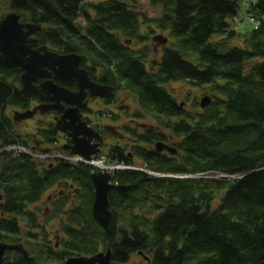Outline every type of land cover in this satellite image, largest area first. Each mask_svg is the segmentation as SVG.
I'll return each instance as SVG.
<instances>
[{
	"label": "trees",
	"instance_id": "trees-1",
	"mask_svg": "<svg viewBox=\"0 0 264 264\" xmlns=\"http://www.w3.org/2000/svg\"><path fill=\"white\" fill-rule=\"evenodd\" d=\"M149 3L160 12L153 20L118 0H9L8 10L40 25L39 45L80 55L91 79L131 93L155 122L138 136L146 147L132 153L158 176L113 172V182L130 190L110 193L109 228L132 234L130 241L124 232L116 251L144 248L151 264H264V0ZM244 4L245 16L255 21L247 31L237 29ZM155 30L167 38L158 54L149 43ZM20 76L0 55V242L13 243L10 235L19 228H44L54 219L60 228H76L74 238L84 244L75 251L89 249L92 240H113V229L101 232L91 214V166L6 150L63 151L47 118H37L33 132H17L8 109L32 105L21 93ZM173 83L201 89L210 102L201 108V99H193L187 110L180 107ZM158 142L177 153L158 152ZM104 155L130 165L118 149ZM59 184L74 186L73 204L64 194L48 213L37 208ZM2 264L44 262L7 253Z\"/></svg>",
	"mask_w": 264,
	"mask_h": 264
},
{
	"label": "flooded vegetation",
	"instance_id": "flooded-vegetation-1",
	"mask_svg": "<svg viewBox=\"0 0 264 264\" xmlns=\"http://www.w3.org/2000/svg\"><path fill=\"white\" fill-rule=\"evenodd\" d=\"M157 34H162L160 31H154L153 34L150 35V45L154 52V54H158L161 51V47L159 40H157ZM155 36V37H154ZM138 43V42H137ZM136 43V44H137ZM158 43L160 44L159 46ZM38 46H40L38 44ZM128 46L132 47L133 44L128 43ZM138 45H136L137 48ZM49 49V48H48ZM134 49H136L134 47ZM51 50V49H49ZM52 51V50H51ZM157 52V53H156ZM152 56V55H151ZM81 67V64H80ZM82 68V67H81ZM90 77V76H89ZM51 80L58 86L67 88L72 92H77L78 88L76 84L70 82L69 80L65 79L61 75L52 74ZM91 81L99 84L95 80L91 79ZM45 79H39L36 82V85H40L43 83ZM101 85V84H99ZM113 89V88H112ZM124 90H114L113 89V97H92L90 96L89 91H86L85 97L83 101L80 103L85 106L84 109H79L80 113L82 114V119L86 122L87 126L92 129V132H89L92 136L91 143L98 145V153L106 154L109 150L118 149L126 158L130 165L122 164H114L105 157V163L109 166L112 165L113 168L116 170H136L135 166L140 165V161L137 157H135L132 153L135 146H144L142 141L138 140V136L143 134L145 129L148 127L155 128L152 126L148 121L151 119L149 116L144 115L142 113L141 108L139 107L135 97V104L129 105L125 103L124 100L126 98L119 97L120 93H125ZM32 105L30 106L31 109L38 105H49V99L42 94L41 92H36L34 95L31 96ZM132 100V99H131ZM185 102V101H184ZM181 102L180 107H184L186 102ZM190 105V102L189 104ZM74 107V106H73ZM69 106L63 104L60 110L52 109L47 110L44 113H37L32 118L33 120L38 118H47L53 122L54 126L56 121L62 116L65 109H68ZM30 119V120H32ZM64 126V124H62ZM88 133V134H89ZM57 143L62 146H69L71 145V139L68 133H62L57 131ZM105 152V153H103ZM166 152V151H164ZM168 153V152H167ZM52 161V160H51ZM93 168V167H92ZM94 173H108L111 177V184L116 185L113 182V172L108 171L106 169L101 168H93ZM143 172V171H141ZM114 191V190H113ZM112 192V191H111ZM110 192V193H111ZM127 192V191H126ZM109 193V195H110ZM119 194H124L118 192ZM64 194L70 196V205L73 204L74 201V186L72 184L68 185V188L61 187L59 184L56 188H53L48 193H46L40 200L41 204H44L43 210L45 213H48L52 204L58 202L59 199L63 197ZM40 204V205H41ZM40 205H36L37 208H40ZM92 210V209H91ZM109 210L110 209V201H109ZM112 218H113V212ZM92 214V213H91ZM111 218V221H112ZM43 220V218H41ZM110 221V224H111ZM42 223V222H41ZM52 223H55V227L49 226L48 223L44 228H19L17 231V235L14 236L10 235L11 239L14 241L12 242H4L10 245H21L24 250H26L29 257L34 258H41L44 263H55V264H65L66 261L70 258H84V259H92L98 256L102 258L109 255L108 264H135L131 259L133 257L139 258L142 260L143 264H151V259L146 255V251L139 248H134L132 252H126L125 254L119 253L116 251V248L119 247L123 242L121 237L123 238L124 232H128L125 234L127 239L131 241L132 234L127 228H108L103 229L100 227L101 232L106 233L107 235H111V231L113 229V240H92L89 245V249L84 247V251H75L74 247L78 248V244H84L75 240L73 230L76 228H60L59 226V219H54ZM57 225V226H56ZM50 227V228H47ZM7 253H16V252H6ZM19 254V253H18ZM4 255V259H5ZM118 256V257H116ZM23 257V256H22ZM92 264H99L97 260L93 261Z\"/></svg>",
	"mask_w": 264,
	"mask_h": 264
},
{
	"label": "water",
	"instance_id": "water-1",
	"mask_svg": "<svg viewBox=\"0 0 264 264\" xmlns=\"http://www.w3.org/2000/svg\"><path fill=\"white\" fill-rule=\"evenodd\" d=\"M40 30V25L22 22L21 17L15 12L9 13L0 21V55L6 62L19 68L22 95L31 98L39 91L50 101L49 105H38L23 112L15 111L13 120L15 122L29 120L34 117L37 111L42 114L47 110H60L63 104L68 105L69 108L65 109L55 124L57 131L68 133L71 139V145L63 146V150L80 156L84 161L91 164L92 157L98 153L99 149L97 144L91 143L92 136L89 132L93 130L82 119L79 109H84L85 106L80 103L83 101L86 91H89L92 97L104 98L113 97V89L110 86L99 85L90 80L88 71L80 67L82 62L80 55L74 53L58 54L49 50L46 45L38 46L35 35ZM156 38L162 45L167 42V38L163 36L159 35ZM52 74L61 75L76 84L78 91L72 92L56 85L51 80ZM39 79H45V81L37 86L36 82ZM209 102L208 96L202 97L200 100L201 108H204ZM155 149L158 152L177 153L176 149L162 142L156 143ZM144 173L149 176H158L147 171ZM251 173L248 172L239 177L242 178ZM221 178L233 179L230 176H221ZM91 181L94 187L92 217L101 228L107 229L112 218V213L109 210V193L113 190L123 193L129 191L130 187L111 184V177L108 173H94L91 176ZM8 251L19 253L24 258H28L26 250L21 245L0 242V264L3 263L4 255ZM95 260L99 264H108L109 255L104 258L98 256L92 259L70 258L65 264H92Z\"/></svg>",
	"mask_w": 264,
	"mask_h": 264
},
{
	"label": "rangeland",
	"instance_id": "rangeland-1",
	"mask_svg": "<svg viewBox=\"0 0 264 264\" xmlns=\"http://www.w3.org/2000/svg\"><path fill=\"white\" fill-rule=\"evenodd\" d=\"M88 1L92 2V1H96V0H88ZM98 1H104V0H98ZM118 1L126 3L130 8L134 9V11H136L140 15V18H142L143 20L144 19L145 20H147V19L148 20H153V19L157 18L159 16V14H160L158 8H153L152 6H150V3H149L150 0H118ZM8 2H9V0H0V19L1 20H2L3 17H5L6 15H8L10 13L9 10H8ZM245 8H246V6L244 4V6L241 7L240 12L238 13V16H237V18H238L237 20L238 21L236 20L238 23L240 22L239 23L240 27H237V29L242 30V31H247L248 27H251V25L249 24L250 23V18L245 16ZM141 29L143 30V29H145V27L143 26ZM156 31L158 32V30H156ZM159 35L162 36V34H157V33H156L155 36H159ZM159 45L160 44L158 43L157 46H159ZM135 48H137V47H135ZM153 56L158 57V55H153ZM170 88H171L172 92L174 93L175 97L177 98L178 103H181V102H184V101L186 102V105H184L185 108L186 107L187 108L191 107V103H190V105H188L191 100L193 101V99H195V100H197L199 102L201 97L204 96V91H202L201 89L192 88V87H190V86H188L186 84H182V83H173V84H171ZM119 97H121V98L125 97L126 100H124V101H125V103H127L129 105L135 104L134 96L131 93H129V92L120 93ZM187 108H186V110H187ZM27 110H31V108H29ZM15 111H16V109H13V108L12 109H8V113L11 116H13ZM24 111H26V110H24ZM36 120L35 119L34 120L33 119L30 120L29 119V120H26V121H18V122H16V130H17V132L21 133V134H26V133L28 134L30 132H33ZM146 122H149L150 124H154L155 123L152 119H149ZM16 147H18V146H16ZM18 148H23V147L20 146ZM16 151L19 152L20 150H16ZM23 152L27 153V149H25ZM103 153H105V152H103ZM62 155L66 156V157H73V156H71V154H68V153H65V154H62ZM97 160H101V159L98 158V159L92 160L91 165H93V166H95L97 168L107 169L108 171H115V168H113L112 165L108 166L105 163V161H103V166H97L96 165V161ZM108 167H109V169H108ZM135 167H136L135 168L136 170L145 171L144 168L140 167V165H137ZM218 177H221V176H217V178ZM201 178H205V177H201ZM40 204L41 203L39 202L38 205H40ZM29 207L33 208L34 206L31 205ZM44 207H45L44 204L40 205L41 210H43ZM49 224H50L49 226H51L53 228L55 227L54 226L55 223H52V221ZM47 228H50V227H47ZM131 260L133 262H135V264H143L142 260L139 259V258L133 257ZM44 264H55V263H44Z\"/></svg>",
	"mask_w": 264,
	"mask_h": 264
},
{
	"label": "built area",
	"instance_id": "built-area-1",
	"mask_svg": "<svg viewBox=\"0 0 264 264\" xmlns=\"http://www.w3.org/2000/svg\"><path fill=\"white\" fill-rule=\"evenodd\" d=\"M250 22L253 24L254 23V20L253 19H250ZM6 150H20V151H24L25 149L23 148H18V147H9V148H6ZM60 158H62L63 160H68L70 162H77V161H82V159L80 157H66V156H59ZM101 160H97L96 161V165L97 166H103V161H104V158L103 157H100ZM109 168V167H108Z\"/></svg>",
	"mask_w": 264,
	"mask_h": 264
}]
</instances>
